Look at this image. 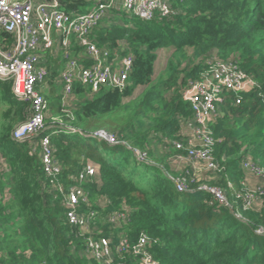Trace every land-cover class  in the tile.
I'll return each mask as SVG.
<instances>
[{"label": "trees", "instance_id": "trees-1", "mask_svg": "<svg viewBox=\"0 0 264 264\" xmlns=\"http://www.w3.org/2000/svg\"><path fill=\"white\" fill-rule=\"evenodd\" d=\"M59 2L68 13H83L95 1ZM171 7L173 13L156 10L146 20L117 3L90 33L98 47L132 56L123 90H94L77 81L66 111L58 82L62 51L46 58V83L57 94L58 105L54 111L50 103L45 123L60 116V122L81 131L51 133L62 166L60 182L67 190L84 165L95 164V174L82 183L86 198L80 200V209L95 211L93 226L97 235L110 239L112 264H136L135 256L118 252L117 245L123 236L136 244L144 234L145 246L158 264H264V234L255 231L264 228V205L245 208L237 196L246 177L254 176L241 167L242 161L264 167V0H181L172 1ZM5 34L12 41V35ZM73 42L75 57L87 62L82 46ZM161 50L170 54L156 76ZM213 56L237 60L255 81L247 92L224 90L210 123L217 169L207 171L201 183L223 188L231 206L212 203L211 193L203 189L178 191L170 176L185 175L189 168L172 173L167 161L153 160L184 154L173 141L180 138L182 123L192 118L185 90L210 70ZM0 102L5 108L0 122V264H108L85 251L86 235L70 223L63 194L44 173L39 148L33 149L31 140L12 138L28 117L30 103L1 80ZM96 129L122 142L109 144L82 135ZM128 146L146 151L155 163L139 160ZM131 157L138 167H131ZM263 185L261 178L254 186ZM124 207L127 220L115 225L109 216Z\"/></svg>", "mask_w": 264, "mask_h": 264}, {"label": "built area", "instance_id": "built-area-1", "mask_svg": "<svg viewBox=\"0 0 264 264\" xmlns=\"http://www.w3.org/2000/svg\"><path fill=\"white\" fill-rule=\"evenodd\" d=\"M94 4L83 13H68L62 9L59 0H0V80L12 85L13 93L19 99L30 103L31 109L26 120L21 122L12 133V138L19 142L32 141V148L40 150L44 173L52 185H56L63 194L70 223L77 224L86 235L85 251L90 256L112 264L114 255L110 239L97 235L93 226L95 211L84 212L80 209V200L86 198L82 183L94 175L95 164L90 161L74 177L75 183L64 189L60 182L62 166L58 161L56 147L51 133L65 131L78 133L80 130L54 118V123L46 124L45 117L50 102L47 97L46 83L50 73L46 58L62 51L63 67L60 72L61 96L66 111L74 101V85L78 81L94 90L101 86L123 90L128 85V78L133 65L130 54L120 55L117 51L100 48L90 39L94 27L106 16L108 10L119 3L128 12L142 19L149 20L156 10L170 14L174 10L172 1L181 0H94ZM5 33L12 35L10 41ZM53 35L55 36L53 38ZM82 46V57L73 54V40ZM210 70L197 81H190L185 96L191 101L192 118L181 125V136L173 141V146L184 152L189 161L185 175L170 176L178 191L203 189L211 193L212 203L231 206L226 191L217 185L201 183L203 177L197 170L217 169L213 155L215 137L210 123L218 114V101L224 90L247 92L255 86L254 79L244 72L237 60H224L213 56L208 61ZM241 98L237 99L240 102ZM81 132V131H80ZM82 134V133H81ZM87 138L103 140L109 144L121 143L114 134L103 129H96L82 134ZM131 148L136 157L148 163L152 160L146 151ZM177 156L184 157L178 153ZM241 167L246 173L264 178V167L245 159ZM189 176V177H188ZM197 185H191L192 183ZM244 189L238 198L244 201V207H253L259 200L264 201V185L252 187L244 180ZM240 216L239 213H236ZM128 208L116 211L109 220L119 225L127 220ZM264 234V228L255 229ZM148 242L144 234L136 244L128 237L121 238L117 251H130L135 256L136 264H158L146 248Z\"/></svg>", "mask_w": 264, "mask_h": 264}, {"label": "rangeland", "instance_id": "rangeland-1", "mask_svg": "<svg viewBox=\"0 0 264 264\" xmlns=\"http://www.w3.org/2000/svg\"><path fill=\"white\" fill-rule=\"evenodd\" d=\"M55 36L53 35V38H54ZM169 54H170V51L169 50H161L160 51V55H159V59H158V62H157V71H156V76H158L160 73H161V71L163 70V68H164V65H165V63H166V61H167V57L169 56ZM217 56V55H216ZM50 88L48 87V90L46 91L47 92V94L49 95V93H50V95H49V97H51V104L53 105V103H54V105L53 106H51V108L50 109H52L53 108V110L55 111V109H56V107H57V101H56V98H58L57 97V94L56 93H51L50 92V90H49ZM53 89V88H52ZM55 89H57V88H55ZM142 90H143V87L142 88H140L137 92H136V94L135 95H139L141 92H142ZM59 93V92H58ZM48 95H47V97H48ZM50 104V105H51ZM4 104H2L1 102H0V122L3 120V117H2V113H3V111H4V106H3ZM55 115V114H54ZM60 117V116H59ZM55 118V119H57V120H60V118ZM164 149H166V147H162V149H161V151H162V153L164 152ZM102 152L104 153V154H109L108 153V151H105V150H102ZM158 152V154H160L159 153V151H157ZM161 155V154H160ZM184 155V157L186 158V164H184L185 163V161H184V167L183 168H185V167H188L189 166V161H188V158L186 157V155L185 154H183ZM154 160H155V162L157 163V164H159V163H163L164 161H167V162H169L170 163V160L167 158L166 160H161V159H158V157L157 158H155L154 157ZM177 160V159H176ZM179 160V159H178ZM154 162V163H155ZM173 162H176V161H173ZM130 164H131V167H135L136 166V164H135V161H134V158L133 157H131L130 158ZM136 167H138V166H136ZM174 168H170V170L171 171H169V172H172V171H179V170H176L177 168H175L176 166H173ZM140 168V171L141 172H145V169H144V167H142V166H140L139 167ZM182 168V169H183ZM181 169V170H182ZM197 171H199V173L202 175V177H204V175H207V171L206 170H204L203 168L201 169V170H197ZM173 173V172H172ZM261 183V182H260ZM259 183V184H260ZM249 186H251L250 184H248ZM252 187H255L254 185H252ZM260 202H263L262 200H259ZM253 205H256L257 207H262V205H264L263 203H259L258 201L256 202V203H254Z\"/></svg>", "mask_w": 264, "mask_h": 264}, {"label": "crops", "instance_id": "crops-1", "mask_svg": "<svg viewBox=\"0 0 264 264\" xmlns=\"http://www.w3.org/2000/svg\"><path fill=\"white\" fill-rule=\"evenodd\" d=\"M168 159L170 160V163L169 162L168 163L170 164L171 168H174L173 166H176L175 167V168H177L176 170H181L184 167V164H186V158L177 156V154L171 155ZM153 160H154V158H153ZM173 161H176V162H173ZM184 161H185V163H184ZM201 177H202V175H201ZM246 182H247V184H250L252 186L255 184H259L261 182V178L249 175L246 177Z\"/></svg>", "mask_w": 264, "mask_h": 264}, {"label": "clouds", "instance_id": "clouds-1", "mask_svg": "<svg viewBox=\"0 0 264 264\" xmlns=\"http://www.w3.org/2000/svg\"><path fill=\"white\" fill-rule=\"evenodd\" d=\"M152 162H153V161H152ZM153 163H154V162H153ZM153 163H152V164H153ZM149 164H150V163H149Z\"/></svg>", "mask_w": 264, "mask_h": 264}]
</instances>
